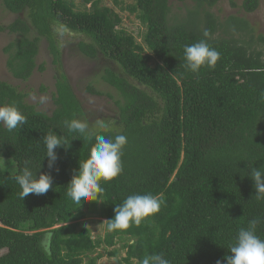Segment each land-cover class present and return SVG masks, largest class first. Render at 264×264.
<instances>
[{
  "label": "trees",
  "instance_id": "obj_1",
  "mask_svg": "<svg viewBox=\"0 0 264 264\" xmlns=\"http://www.w3.org/2000/svg\"><path fill=\"white\" fill-rule=\"evenodd\" d=\"M112 1L137 17L144 44L100 0H85L92 3L86 10L76 0H0L16 16L9 26L0 24V34L17 37L5 49L13 77L30 80L43 39L53 63L61 67L57 32L81 37L82 55L119 68H107L101 79L117 93L116 127L127 138L123 171L101 182L103 202L73 204L68 183L95 141L64 127L65 120L84 116L68 78L62 75L57 81L51 116L0 80V106L13 105L26 118L12 131L0 123V264H96L101 256H91L102 245L113 249L111 258L125 251L124 264H140L151 254L163 255L170 264H227L228 247L248 221H261L257 234L264 238V199H257L250 177L251 167L264 166V35L246 17L215 14L221 0H186L177 9L170 0H122L133 2L126 8L121 0ZM259 7L260 0H244L240 9L250 15ZM201 39L220 59L198 73L186 71L183 48ZM88 92L102 95L93 88ZM49 132L67 140V147L56 149L52 168L42 141ZM25 162L33 171L40 168L38 175L52 176L46 194L19 198L13 177ZM144 193L158 195L163 204L140 225L107 231L105 239H93L89 229H80L92 215L112 219L114 207L127 196ZM48 234L45 251L40 242ZM118 241L121 249H115Z\"/></svg>",
  "mask_w": 264,
  "mask_h": 264
},
{
  "label": "clouds",
  "instance_id": "obj_2",
  "mask_svg": "<svg viewBox=\"0 0 264 264\" xmlns=\"http://www.w3.org/2000/svg\"><path fill=\"white\" fill-rule=\"evenodd\" d=\"M203 36L208 37V31L205 30ZM219 59L220 53L212 48L206 39L185 45L183 48V66L186 71L192 73H198L202 67H214ZM261 99L264 100V93L261 94ZM25 122V116L15 106H0V123L8 131ZM64 127L69 134L75 133L83 140L95 141L88 158L83 162L79 161V167L68 183V197L73 204L79 205L83 202L84 207L90 202L100 200L104 192L101 182H110L123 171L121 157L127 138L102 120L96 121L90 128L88 123L73 118L65 120ZM42 141L47 150L45 157L48 158V167L52 168L58 159L56 149L60 146L67 147V140L63 135L49 132L44 135ZM39 170L33 171L29 162H25L24 167L13 177L20 188V199L24 200L29 194L44 195L52 187V176L43 172L38 175ZM250 177L254 182L257 199H264V166L251 167ZM162 204L163 200L151 193L129 195L114 207V217L104 220L102 225L106 226L108 232L127 230L130 224L140 225L145 218L158 213ZM260 222L258 218H253L248 221L247 227L238 230L233 243L228 247L230 254L224 258L227 264H264V238L257 234V225ZM50 238L51 234H48L40 242L45 251ZM140 264H170V261L161 254H151L144 256ZM217 264L223 262L218 260Z\"/></svg>",
  "mask_w": 264,
  "mask_h": 264
},
{
  "label": "rangeland",
  "instance_id": "obj_3",
  "mask_svg": "<svg viewBox=\"0 0 264 264\" xmlns=\"http://www.w3.org/2000/svg\"><path fill=\"white\" fill-rule=\"evenodd\" d=\"M92 2L96 0H91ZM101 6L112 8L123 19L122 28L128 33L133 34L137 41L144 44L142 33L144 28L138 21L137 17L130 14L127 11H122L116 6L112 0H100ZM175 9L184 8L186 0H170ZM244 0H221L215 8L214 12L221 18L228 15H240L250 19L257 34L264 35V0H260L259 9L250 15H246L240 9ZM122 2V0H121ZM121 7L126 8L128 5H132L131 1H124ZM76 4L80 10L90 9L91 4H87L85 0H76ZM27 15H22L25 18ZM16 16L9 13L0 4V24L3 26H9L15 21ZM16 36L5 32L0 34V80L7 82L14 87H17L20 91L27 94V101L30 105L37 107V110L51 116L56 109L54 104L53 95L56 92V84L58 79L62 75H65L72 89L79 99L82 108L84 110V116L80 118L81 121L88 123L89 127H93L98 120L109 123L112 127L117 129L116 123L119 120V109L115 104L116 91L103 83L101 76L107 68L119 71L116 65L107 62L103 59L90 60L80 53L78 48L81 42V37L70 34L68 32H62L59 30L56 35V39L61 48V67L53 63V58L49 51V44L46 39L40 42V52L37 57V69L27 82H21L16 80L8 69L9 55L5 53V49L16 39ZM156 61L151 63V66H155ZM40 66H44V72H40ZM89 88H93L96 91L102 93L100 96H95L88 92ZM112 96L110 98L109 96ZM43 100V103L41 101ZM103 219L98 215H92L88 219L81 222L82 228H87L92 233L93 239H105L106 226L102 225ZM122 242L118 241L115 249H121ZM112 248H108L102 245L91 257L95 258L101 256L96 264H124L123 259L126 257V252L121 251L118 258H111L108 253L112 251Z\"/></svg>",
  "mask_w": 264,
  "mask_h": 264
}]
</instances>
